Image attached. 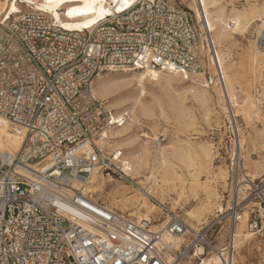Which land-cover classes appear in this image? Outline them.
I'll use <instances>...</instances> for the list:
<instances>
[{"label":"built area","instance_id":"2783aa9c","mask_svg":"<svg viewBox=\"0 0 264 264\" xmlns=\"http://www.w3.org/2000/svg\"><path fill=\"white\" fill-rule=\"evenodd\" d=\"M9 13L0 14V116L23 140L18 151L0 153V264H206L213 252L219 264H233L236 224L250 203L249 230L264 232V174L240 177V148L229 164L235 180L229 210L216 209L198 228L179 211H162L164 221L155 225L152 217L100 206L85 192L94 172L126 174L129 163L109 147L107 132L129 116L113 115L96 96L102 72L198 74L229 99L204 11L197 19L171 0H136L81 31L33 4ZM229 103L227 119L239 142L242 126Z\"/></svg>","mask_w":264,"mask_h":264},{"label":"rangeland","instance_id":"374dc122","mask_svg":"<svg viewBox=\"0 0 264 264\" xmlns=\"http://www.w3.org/2000/svg\"><path fill=\"white\" fill-rule=\"evenodd\" d=\"M177 5L186 8L191 11V14L195 17L196 13L192 10L193 0H171ZM196 1V0H195ZM222 5L226 8V13H230L233 9L238 11H245L251 7H264V0H221ZM247 29L243 32H238L236 35V45L233 47V62L238 66H243L244 78L241 81V88L237 91L238 102L244 100L246 96L250 95L260 109V116L254 120L253 129L249 126L247 118L239 110V105L227 98L226 95H221L216 89L213 91L211 88H207L212 94L211 114L206 116L202 107L193 99L187 100V104L193 109L196 117L195 127H182L179 121L176 119L171 109V96L175 95L176 90H183L190 83L199 84L205 87L202 83L201 75H191L189 80H185L184 77L175 78L172 80L174 88L165 86V81H155L147 79L144 81L145 95L143 99L145 102L153 104L155 109V117L151 119L142 118L139 125H134L132 128L137 136L136 140L129 146H120L117 143V139H112L110 143V149H119L122 151V161H128L131 163V152L135 150L140 143L148 141L152 153L149 156V166H153L155 160V149L159 147L171 144V143H191L194 148H198L202 144H206L211 151V165L203 168H193L188 171L186 167L172 156L170 151L166 154L168 159L171 160L183 173V179L186 180V193L181 196L178 190H171L169 194L159 195L149 193L148 206L139 209L140 215H147L156 220V224H160L158 221H162L165 215H162V211H179L188 226L198 228L202 222L207 220L216 209H223V212L229 210L228 194L232 192L235 180H232V171L229 167L230 159L234 154H237L238 148H240L241 159V178L249 176L252 179L260 178L264 174V148L261 146V139L264 136V65L262 69V76L259 78V73L249 70L250 56L254 48L264 51V37L262 32V25L264 18L258 20L255 18ZM263 55V54H261ZM225 68V67H224ZM225 70V69H224ZM101 77H96L94 81V89L96 96L103 100L107 106V109L113 115L123 114L129 110V106L132 105L134 98L139 97L142 88L138 79L135 77L134 72L130 73H112L111 71H104ZM256 76V78H255ZM99 79L109 82V90L111 93L104 95L103 97L97 92ZM227 84V80H226ZM155 98L159 99L165 106L168 113L167 117L162 116L159 107L155 102ZM229 100L232 106L235 108V112L238 115V122L242 126L239 142L235 140V134L232 132L228 122L229 113ZM241 104V103H240ZM128 121V120H127ZM119 128V127H113ZM112 128V129H113ZM254 135L256 139L260 141V145H256V149H250L249 159L250 165L246 166L244 156L246 151L241 148V141ZM147 136V137H146ZM247 149V144H246ZM251 157V158H250ZM258 164V172L255 174L252 163ZM260 163H259V162ZM254 170V171H253ZM132 172L127 174H102L94 173V178L87 186L94 188V186H101L103 192L99 195L95 190L89 192L90 196H94L98 203L103 204L109 208L121 211L131 217L139 218L137 215H132L135 210H121L120 207L113 204L110 201L112 195L115 192L126 190L129 196L137 194V196H143L141 188L150 187L151 182L147 180H153L148 178L151 175L150 169L146 168L142 172L141 177H135ZM256 175V176H255ZM113 179V180H112ZM199 180L200 182H207L208 191L200 188L198 191H194L190 188L193 180ZM242 181V180H239ZM143 183V184H141ZM240 186H245L244 183ZM140 198V201H141ZM177 201V203H176ZM140 203V202H139ZM141 205V204H140ZM140 205H138L140 207ZM117 206V207H116ZM253 204L244 210L243 216L245 219V227L241 229L243 234L235 239V252L234 260L237 264H264V232L261 234H254L249 239H246V233H252L249 230V221L251 219L250 209ZM186 209L193 210L197 213V218H191L186 215ZM137 210V209H136ZM193 220V221H192ZM164 221V220H163ZM194 225V226H193ZM227 222L221 234L215 239L216 248H221L225 242L227 229ZM160 227V226H158ZM153 228H157L154 226ZM238 230V229H237ZM236 230V231H237ZM238 232V231H237ZM218 228L213 234L217 236ZM173 239V238H172ZM244 244L241 245L242 242ZM240 244V245H239ZM216 254L213 252L208 257H214ZM207 263V261L205 262Z\"/></svg>","mask_w":264,"mask_h":264},{"label":"bare ground","instance_id":"6f19581e","mask_svg":"<svg viewBox=\"0 0 264 264\" xmlns=\"http://www.w3.org/2000/svg\"><path fill=\"white\" fill-rule=\"evenodd\" d=\"M232 1L234 0H231V2ZM135 2L136 0H0V14H2L4 10L6 12L9 10L10 15L18 13L21 12V5H26V3H28L29 6L33 4L34 8L45 11L54 16L64 27L75 31H81L95 26L116 12L121 13L127 10ZM200 3L202 4L203 9L199 7L197 1L193 0L192 10L196 13L197 19L202 18V10L204 11L208 25L213 31V39L217 46L219 62L223 68L225 67L224 71L226 73L228 95H230V99L233 102L239 105V110H241L245 115L249 126L253 129L254 120L260 116V109L250 95L246 96V98L240 102L237 100V91L241 88V81L243 80L244 75L242 74L243 66H238L235 62H233L232 50L236 45L237 33L243 32L247 29L248 26L256 20L255 18L258 20L264 18V7H251L245 11L233 9L228 14L226 13L225 6L221 3V0H200ZM60 10H62L63 13ZM259 49H253L250 56L251 61L248 71L252 72L253 70L254 73H259L258 77L260 78L262 76L261 68H263L264 65V51H260ZM111 72L120 74L134 72L135 77L142 86L140 90L141 94L139 97L134 98L131 103L132 105L129 106V110L127 111L129 116L128 121L123 126L119 128H111L107 132V136L112 139H117V143L120 146H129L136 140L137 136L132 127L134 125H139L142 118L151 119L156 115L153 104L145 102L143 99V95L146 93L144 81L147 79H152L157 82L164 80L165 86L174 88L172 82L173 79L181 77H184L187 81L190 79V75L188 74L185 75L177 72H159L156 70H139L136 68H120L111 70ZM98 77H101V75ZM97 92L101 97L111 93L109 90V82L99 79ZM176 92L177 93L175 95L171 96V109L182 127L189 128L195 127L196 125V117L193 109L187 104V100L189 99L195 100L202 107L206 116L211 114L210 109L212 94L206 87L190 83L184 87L183 90H176ZM155 102L160 109L161 115L167 117L168 113L164 104L157 98H155ZM22 140L23 135L15 131L14 128L10 127L8 122L0 116V153H14L18 151L21 147ZM259 143L260 141L256 139L254 135L241 141V148L246 151V154L243 155L246 166L250 165V149H256L255 147ZM261 146L264 148V136L261 139ZM168 151H170L172 156L181 162L188 171H191L193 168L199 167L201 169L211 165V151L206 144H202L198 148H194V146L189 142H186V144L178 142L155 149L154 164L153 166H149V156L152 151L148 141L145 140L131 152V163H128L125 168V173L127 174L130 171L135 177H141L143 175V170L149 168L151 175L148 176V178L153 180L147 181L151 182V186L147 188L145 185L144 188H141V191L143 192L142 198L137 196V194L129 196V193L126 190H122L115 192L114 195L111 196L110 201L120 207L121 210L127 211L135 209L132 212V215H137L139 218L143 219L147 217V215L142 216L138 211L139 209L148 206L149 193L163 196L164 194H169V192L173 189L179 191L181 198V196L186 193V180L183 179L181 169L168 159L166 155ZM252 164L251 168L253 167V169L256 170L255 174H257L258 164L255 163V159ZM94 173L92 175L93 178L95 177ZM90 181L88 185L90 184ZM193 181L194 182L191 184L190 188L194 191H198L200 188L204 189L206 192L208 191L209 185L207 182H200L197 179ZM87 186L85 189L87 196L96 204L107 207L98 203L95 197L90 196L88 193V191L92 192L95 190L99 195H101L103 188L101 186H94L92 189ZM138 205H140V207ZM186 215L191 218H197V213L193 210L186 209ZM244 227L245 219L242 215L236 224V230L238 229V232L236 231L234 239L243 235L241 233V229ZM190 228L194 227L190 226ZM254 234L255 233L253 232L246 233L245 237L246 239H249ZM166 240L175 244L179 242L178 239L172 235H167ZM240 244L243 245L244 241ZM232 261L233 264H237L234 258ZM206 264H219V259L215 255L211 258V260H208Z\"/></svg>","mask_w":264,"mask_h":264}]
</instances>
